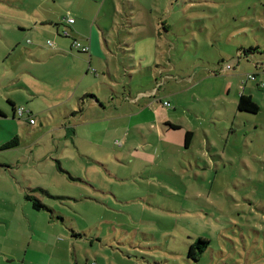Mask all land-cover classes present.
Listing matches in <instances>:
<instances>
[{"label": "rangeland", "instance_id": "obj_1", "mask_svg": "<svg viewBox=\"0 0 264 264\" xmlns=\"http://www.w3.org/2000/svg\"><path fill=\"white\" fill-rule=\"evenodd\" d=\"M77 14L97 28L95 61L112 76L54 55L48 40ZM151 38L148 68L133 49ZM261 61L264 0H0V264H264ZM152 77L167 79L163 96L178 92L164 107L186 129L166 134L154 114H135ZM244 92L259 112L237 109ZM186 102L204 107L203 122ZM187 129L189 148L177 141ZM198 239L208 244L194 259Z\"/></svg>", "mask_w": 264, "mask_h": 264}, {"label": "crops", "instance_id": "obj_2", "mask_svg": "<svg viewBox=\"0 0 264 264\" xmlns=\"http://www.w3.org/2000/svg\"><path fill=\"white\" fill-rule=\"evenodd\" d=\"M74 18V22L72 24H69V29L67 28H57V32L62 34V38L57 39V42L53 41V45L55 46V48H53V52L54 55H59L62 56L66 59H72L75 62V65H79V62H82V67H83V72L88 73L89 70H91L92 68L90 67L89 69L87 68V66H92L93 64L96 65V67L98 69H101L102 73L107 76V75H111L110 73V66L109 64H104L101 62H96L95 60H98L99 58H101L104 55V49H103V44L102 41L100 39V34L97 30V28L92 25V26H84L82 23V18L80 14H77L76 17ZM31 25L30 27L32 28L33 26H35L34 28L38 27V25H40V23L43 21L42 18H40L39 16H34L31 18ZM164 24L166 25V29L170 30L171 29V24L169 23V20L164 19ZM29 28V25L20 24V29H27ZM67 30L69 31V35H65L64 31ZM161 29H159L158 35H161L160 32ZM77 39L79 40L82 44L85 45H89L90 50L88 52L85 51H81L76 49L75 47H73V41ZM157 38H151V42L152 44L145 43L146 47H143V52H141L140 50H134L133 51H137L138 54L141 55H148L151 59L150 60H145V64L143 62L140 63V66H144L147 67L149 64H151L153 61H155L157 53H156V46H157ZM130 47V46H129ZM79 54H88L89 56V63L88 59H86V57L84 56H80ZM132 58V56H130ZM139 58H143V56H140ZM156 65H158V63L155 61ZM80 65V67H81ZM136 62L134 63L133 66H129V67H133L135 69H138L140 67ZM100 67V68H99ZM148 68H151L148 66ZM94 70V69H93ZM96 70L93 71V73H95ZM81 73V74H82ZM112 76V75H111ZM171 75H169L170 77ZM153 80V86L151 88V90H148V94L147 92H140L139 95L136 98H132V103L133 105L131 106L132 109L135 111V114H142L145 112H150V114H154V116L147 118L149 119L148 121H155L156 123H159V125L161 124L160 128L161 130L166 133V134H170L173 133L174 130H183L186 129L184 127L183 124H181V122H176V118H174L175 113H171L170 110L165 109L164 105L166 106V104H164L165 101H169L167 99H169V95L170 98L173 99L176 97V93H178L175 90H170L167 91L168 95L163 96L160 89L161 87L166 83L167 79H165V77H163V79L160 78H156L154 79L152 77ZM116 82L118 83V81L116 80ZM196 85L191 87L190 90H192V97L193 99H195V101L197 102V104H203L205 101L203 100L204 98L201 95H197L196 92L194 91V89L196 88V86H199V83H195ZM228 89V88H227ZM114 90V89H113ZM231 88L228 89L227 93L230 92ZM115 92V90H114ZM245 93V92H244ZM219 95H221L220 92H218L217 96L212 97V99L217 100L219 98ZM223 95V94H222ZM252 96V94H250ZM168 96V97H167ZM144 97H147L148 100L146 101H142V99ZM165 97L167 99H165ZM205 98H207V96H205ZM253 98V96H252ZM170 99V100H171ZM212 100V101H214ZM97 102H99L101 104L102 107H105V105L103 104L102 100H97ZM171 106V102L169 101ZM187 103V104H186ZM185 104L189 106L190 111L193 112L195 114L196 117H198L200 122H203V118L199 116V113L202 115H206L207 112L204 110V107H197V111L193 108V104H188L189 102H186ZM96 104V103H95ZM121 107V106H120ZM95 109L97 110V113L100 112L99 107L97 105L92 106L90 109ZM199 109V111H198ZM146 119V120H147ZM168 123H173L179 126V128H172ZM187 131H192L193 132V138L192 141L190 143H193L194 137L196 135V132L194 130L191 129H187ZM185 132V134H186ZM205 132L207 133L206 129ZM177 140V139H176ZM179 141V144H183L185 145V136L183 139H179L177 140ZM176 141V142H177ZM150 143V142H148ZM147 143V145H148ZM186 146V145H185ZM187 147V148H189Z\"/></svg>", "mask_w": 264, "mask_h": 264}, {"label": "trees", "instance_id": "obj_3", "mask_svg": "<svg viewBox=\"0 0 264 264\" xmlns=\"http://www.w3.org/2000/svg\"><path fill=\"white\" fill-rule=\"evenodd\" d=\"M261 50L262 49L260 48L259 45L249 46L248 48H243V54L245 56H247L252 52L261 51ZM257 65L264 66V62L261 61V62L257 63ZM252 76L256 77L257 74H253ZM13 107H14L15 114H18V112H17L18 108L15 106V103H13ZM237 109L239 111H247V112L257 113L260 111V106L257 102L254 101V99L252 98L251 95L242 93L238 99ZM0 115H4L1 110H0ZM35 123H32V124H35ZM168 124L172 128H179V126L176 124H173V123H168ZM192 138H193V132L187 131L185 134V145H186V147L190 146ZM16 145H18V137H15L10 142L5 143L2 147L3 148H10V147H14ZM26 197H27V199H30L33 201L34 208L40 209V208L46 207V205L43 202H41L38 198H35L30 194H27ZM207 244H208V241H205L203 239H198L197 241L192 242L190 244L189 250H188L189 256L193 257L194 259H197L198 256H200V254H202L204 252L205 248L207 247Z\"/></svg>", "mask_w": 264, "mask_h": 264}, {"label": "built area", "instance_id": "obj_4", "mask_svg": "<svg viewBox=\"0 0 264 264\" xmlns=\"http://www.w3.org/2000/svg\"><path fill=\"white\" fill-rule=\"evenodd\" d=\"M67 21H68L69 24H72V23L74 22V18H73V17H69ZM64 34H65V35H69V31L65 30V31H64ZM48 44L53 45L54 43H53L52 40H48ZM73 47H75V48L78 49V50L85 51V52H88V51L90 50L89 45L82 44V43H81L79 40H77V39H75V40L73 41ZM226 67H227V68H232V66H231L230 64H227ZM164 104H166V105H170V103H169L168 101H165ZM17 112L19 113L20 116H24V115H26V114L28 113L27 109H26L25 107H23V106L20 107V108H18V111H17ZM29 114H30V113H29ZM30 122H31V123H35V121H34L33 118H30ZM93 264H97V263L94 262Z\"/></svg>", "mask_w": 264, "mask_h": 264}]
</instances>
